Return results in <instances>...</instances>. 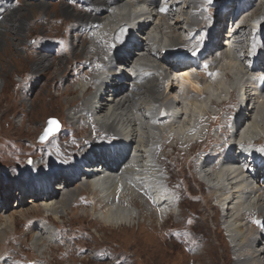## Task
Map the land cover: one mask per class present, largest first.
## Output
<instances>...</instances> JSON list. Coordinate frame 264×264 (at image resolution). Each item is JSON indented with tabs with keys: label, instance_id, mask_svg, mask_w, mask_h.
Segmentation results:
<instances>
[{
	"label": "bare ground",
	"instance_id": "1",
	"mask_svg": "<svg viewBox=\"0 0 264 264\" xmlns=\"http://www.w3.org/2000/svg\"><path fill=\"white\" fill-rule=\"evenodd\" d=\"M22 1L19 0L15 4L12 0H0V47L8 45L6 35L11 33L19 36L30 29L26 15H32L34 5L36 8L39 6L41 11L49 6L47 3L49 0H25L24 4ZM83 1L87 8L85 12L81 13L73 12L71 6L67 4L60 6L62 11L67 12L65 16L73 17L78 21L76 27L74 26L76 32L75 42L72 43L75 49L74 54L77 52V55H86L69 62L68 66L75 62L79 65L75 64L73 72L83 67L79 71V77L76 78L77 73H74L75 77L70 80L69 84L74 83L78 93H85L87 89L93 91L87 93L89 97L82 101L83 104L75 109L69 107V116L71 117L68 116V119L72 120L70 124L76 126L77 129L91 128L87 129L89 132L87 143L91 148L96 147L94 160L101 163L87 165L89 160L81 161L78 158H71L67 164H62L61 168H58L60 171L57 173L56 171L48 172L50 174L54 172L55 178L63 175V178H60L58 182L53 183V176L46 174L39 179V184L36 187H33L32 182L24 180V185L22 183L20 185L29 188L19 187L18 195L20 197L15 199L16 206L19 205V201H22L26 191H34L36 195H39L38 192L41 191L42 203L32 209L37 208L48 213L47 211L52 208L51 212L56 214V217L59 212H68V207L71 210L72 207L77 208L78 205L84 207L87 204L89 206L84 207L87 210L82 212L111 228H118L122 225L129 227L132 222L136 221L137 216L140 217L144 213L147 218L151 219V222L158 224L160 221L163 223L165 218L161 215H177L178 208L169 211L173 207L168 205L166 209L161 210L164 205H161L160 201L155 202L161 194L159 189L161 179L158 177V175L161 176V172L160 170L157 172V169L161 165L163 168L165 164V159H159V164H157L158 149L164 148L163 151H165L170 146V140L191 147L203 131H206L205 134L210 133L212 138L207 142H210L211 145L214 143L215 147L211 149L217 152L218 157L211 155L203 158L199 155L196 162L194 158L192 164L196 168V174L202 180L200 181L206 186L207 183L210 184L207 187L213 189L212 193L215 195L217 204L221 205V209L226 214L223 230L226 232L228 242H224V251L221 255H215L210 259V262L199 264H264V219L261 218L264 216L261 214L264 212L262 210L264 204V151L254 147L259 140L264 141V56L259 55L258 61L250 64L252 61L250 55L256 58L253 51L264 45V0L259 1L257 9H255L257 0L229 1L225 3L219 14L212 11L213 15L208 27H205L208 16L201 13L200 5H195L190 12L180 11L179 14L182 15V18L176 17L172 25L165 22L171 20L175 15V6L181 0H173L168 6L158 0ZM195 1L185 0L184 4L191 6L195 4ZM35 2L36 4L33 5ZM136 2L141 3V7L146 4L145 10L143 9L137 16L138 19L144 18V22L140 26L142 36L135 37L134 35L133 43L128 44L126 48L119 49L120 46L116 42H120L124 33L123 28L128 23L130 16L134 14L131 8ZM202 5L205 8L208 1ZM162 8L166 11H161ZM200 13L203 24L192 27L191 17ZM150 18L152 19L150 20ZM225 18L229 20V31L224 42L221 43L220 39L223 36L219 31L223 30L221 28H223ZM179 20L189 29V34H192L189 41L182 38L181 33H177V28L179 29L180 26ZM244 20H247V23L245 21V24L242 25ZM5 22L8 25L6 27L3 26ZM250 22L255 25L253 26ZM174 24H176V28ZM64 25L65 23H62V26ZM62 26H59L58 34H54L53 38H59L64 43L63 35L60 34L63 31ZM150 27H153V30ZM163 27L169 28L170 31H159V28ZM241 29L242 33L239 34L238 30ZM6 30L8 34L4 33ZM199 30L205 31L200 37L203 39V35L206 34L204 43L199 49L193 50L199 44V37H196V32ZM254 30L255 32H253ZM154 34L156 35L154 36ZM129 35L131 36V32ZM45 36L51 35L47 31ZM227 42L230 43L231 53L223 51L221 46ZM178 50L180 52H177ZM111 52L112 57L116 53L117 65L123 70L115 68V64L111 62L112 59H109ZM242 52L246 54L245 58L242 57ZM196 54L194 59L189 60ZM40 55L44 56H40L33 65L38 67L36 70L51 64L46 52ZM158 57L165 60L158 61ZM216 59L218 61H223V59L229 61L230 59L233 65L228 68V72H225L223 67H214ZM210 62L211 65H209ZM170 63L174 65L172 73L176 78L170 80L169 73H166V76H161L160 80L158 76L159 70L163 67L162 64L170 65ZM210 75L215 76L210 77ZM230 75H233L234 78H231ZM89 76H91L92 83L90 88H85L84 80ZM225 77L228 78L226 82L229 87L221 89ZM159 80L162 81L160 91ZM173 80H176V84L179 81L177 91L174 92L172 90L175 89L176 84L174 85ZM242 83L249 85L252 91H246L250 97H248L245 111L237 114L233 121V123L237 122V130L232 129L233 115L222 122L218 120L222 113L215 114L218 116L210 115V109L205 106L197 107L201 114L200 117L183 106L184 103L197 104L198 102L200 104V102H204L207 106L219 103V99L217 100L210 90V84L211 89L212 86L214 89L219 88L222 93H227L229 98L233 92L234 99H236V96L240 94L239 85ZM232 86L235 89L230 91ZM76 95L79 97L78 94ZM73 98L75 99L74 96ZM95 99L98 102H95ZM164 102L167 105H163ZM222 102L227 103L225 100ZM227 112L229 113L230 110L228 109ZM84 114L87 119L81 120L80 117L82 116L84 119ZM206 114L213 117L211 119L204 118L199 122ZM183 116H188L186 122L189 128L180 129L183 135L174 134V131L171 130L180 126ZM204 121H209V123L199 127V123ZM221 123H224V129L227 131L220 130ZM161 126L163 128L159 135ZM105 131L108 136L112 133L110 139H102L101 134ZM214 131L216 134L213 136ZM95 132L99 133L94 134ZM139 133L140 135H138ZM157 136H160V143L154 142ZM60 139L59 134L55 135L51 141L48 140L52 143L47 141L50 146L46 149L43 166L49 163L47 157L48 153L52 155L50 150H63L61 149L63 147L66 149L65 144L59 143ZM202 140H206V138H202ZM229 145L231 146L230 150L223 153L225 151L223 146L228 147ZM203 148L202 151L208 150L206 146ZM87 149L84 147L80 151L82 153ZM236 152L238 153L235 155ZM242 160L246 161L245 164L250 166V170L244 168ZM152 163L155 164L150 171L152 174L150 176L146 171L147 165ZM43 166L41 168L45 170ZM259 176L261 177L259 178ZM129 177L132 181L128 179ZM164 177V184L167 186L168 175L165 174ZM149 179L158 180L150 184ZM249 181L251 184L247 186ZM83 187L86 188L83 189ZM80 188L82 190L78 192ZM84 191L89 194L81 196ZM83 197L90 200L83 199ZM35 200L34 198L33 201ZM69 200H71L70 203H68ZM146 206L152 211H161L153 212L155 216L150 215L145 210ZM136 209L137 212H135ZM4 210L5 206L1 201L0 214ZM72 213L75 216L78 214L77 210ZM251 217L254 218L252 221L244 219ZM0 220L3 221L4 229L12 228L16 221L13 215L4 216ZM36 230L38 232H36L33 241L34 247L45 243L48 247L51 246L52 240L47 236L50 233L48 225L42 223ZM55 236L57 238V232H55Z\"/></svg>",
	"mask_w": 264,
	"mask_h": 264
},
{
	"label": "rangeland",
	"instance_id": "2",
	"mask_svg": "<svg viewBox=\"0 0 264 264\" xmlns=\"http://www.w3.org/2000/svg\"><path fill=\"white\" fill-rule=\"evenodd\" d=\"M17 1L19 0H12L15 4L18 3ZM24 1H22L23 4L25 3ZM158 1L166 3L167 6L173 2V0ZM207 1L208 5L203 8L202 4ZM229 1L232 2L233 0H196L195 4L191 6L186 4L185 6V0H181L175 6V15L171 20L165 22L172 25L176 17L182 18V15L179 14L180 11L190 12L195 5H200L202 7L201 13L208 16L205 21V27H208L211 22L210 18L213 15L212 11L215 14H219L225 3ZM257 1L255 9L258 8L260 3V0ZM47 3H49V6L43 11L40 10L39 6L36 8L34 5L36 2L33 3L32 15L33 13L34 15H26L30 29L19 36L8 34L6 30L4 33L8 34L6 35L8 45L0 47V202L3 201L5 206L2 214L4 216L13 215L16 220L15 225L13 224L10 229H4L3 221L0 220V264H199L210 262V259L215 255H221L224 251V242H228L226 232L223 230L226 215H223L222 212L224 211L221 209V205L217 204L215 195L212 193L213 189L208 188L210 184L207 183V187L206 184L201 182L202 180L196 174V168L192 164L194 158L196 162L199 155L201 157L205 156L214 147L210 142H207L212 140V138L210 133L205 134L206 131H203L202 135L191 147H188L187 144L182 145L177 141L170 140V146L165 151H163L164 148L158 149L157 164H159V159H165V164L163 168L162 165L158 167L161 172L159 189L162 195L160 194L155 202L160 201L161 205H164L161 210L166 209L168 205L173 207L169 211H174L178 208L177 215H161V217L165 218L163 223L160 221H158V224L151 222V219L147 218L144 213L140 217L137 216L136 221L132 222L129 227L128 225H122L118 226V228H111L110 226H104L103 223L98 222L85 212L83 213V210H87L84 207L89 206L87 204L84 207L82 205H78L77 208L72 207L71 210L68 207V212H59L58 217H56V214L51 212L53 211L52 208L47 211L48 213L37 208L32 209V207L42 203L43 195L41 196V191L38 192L39 195H36L34 191H26L22 201H19V205L16 206L17 202H15V199L20 197L18 195L20 188H25L20 183L24 185V180H27L33 183V187H36L39 184V179L45 174L55 175L54 172H51V174L48 172L56 171L57 173L60 171L58 168H61L62 164H67L84 147L86 149L91 148L87 143V136L89 135L87 129L90 127L77 129L76 126L70 124L72 120L68 119L69 107L75 109L83 104L82 101L89 97L87 95L92 90L87 89L85 93H78L77 86L74 83L69 84L76 73V78L79 77V71L83 68L81 67L73 72L77 62L68 66L69 62L83 58L86 55L80 56V54L77 55V52L75 53L76 55L74 54L75 49L72 45L75 42L74 35L76 34L74 26L76 27L78 21L73 17L65 16L67 12L62 11L60 8L61 4H67L71 6L73 12L81 13L86 11L87 6L83 0H49ZM201 13L191 17L192 27L203 24ZM239 19L241 20V17ZM244 22L247 23V20H244L242 25L245 24ZM62 23H65V25L62 26ZM179 24L177 33H181V37L189 41L192 34H189V29L180 20ZM250 24L255 25L252 22ZM6 25L7 23L5 22L3 26L6 27ZM150 25L152 26V22ZM228 25L229 20L225 18V22L222 25L223 28H221L223 30L219 31L223 36L220 39L221 43L227 37ZM59 26L63 27V31L60 34L61 36L63 35L64 43L59 38H53L54 34H58ZM174 27L176 28V24H174ZM152 28L150 27V29ZM51 29H53L52 33ZM160 30L170 31L169 28L166 29L164 27L159 28ZM47 31L51 36H45ZM133 31L137 35H141L140 31H135V29ZM240 32L242 33V29L238 30L239 34ZM196 33V37H199V44L193 50L202 47L204 36H206L204 34L203 39L200 38L205 33L204 30H199ZM144 36L146 35L144 34ZM175 42L177 43L178 41L176 40ZM221 46L223 51L231 53L228 42ZM171 48L174 49V47ZM45 52L51 64L46 65L43 69L36 70L38 67L33 65L40 56H44L40 54ZM177 52H180V50ZM245 55L242 52L243 58H245ZM196 56L197 54L191 56L189 60L194 59ZM157 60L162 62L165 59L158 57ZM216 61L218 60H215L214 67H223L225 72H228V68L233 65L230 59L229 61L224 59L223 61ZM237 64L239 63L237 62ZM209 65H211V62ZM162 66L159 70L160 77L158 76L160 80L161 76H166V73H169L170 80L176 78L175 74L172 73L174 65L170 63V65L162 64ZM116 67L118 70H123L117 64H115ZM230 76L234 78L233 75ZM90 77L84 80V84L91 82ZM225 78L223 80V82L225 81L224 83L220 79L221 83H223L221 84V89H228L229 87L226 82L228 78ZM160 80L158 83L159 91L162 88V81ZM173 83L175 85L176 80H173ZM177 83L175 89L173 88L172 90L173 92L178 88L179 81ZM221 89H214V86L211 89L210 84L213 96L220 101L213 106H207L204 102H200V104L198 102L197 104H188L186 102L187 104L184 103L183 106L199 117L201 114L197 107L205 106L210 109V115L218 116L222 113L218 120L225 122L226 119L228 120L231 117L227 110L237 107V100L234 99L233 92L228 98L229 95L222 93ZM222 100L227 101V103L222 102ZM94 101L98 102L97 99ZM163 105H167V103L164 102ZM210 115L206 114L199 122L204 118L211 119L213 116ZM83 116L84 119L81 116V120H86V115L84 114ZM187 117L183 116L180 126L171 130L174 131V134L183 135L180 129L189 128L186 122ZM49 118H55L61 123V129L55 135L60 134L59 143L65 144L66 149L63 147L61 148L63 150H50L52 155L48 153L47 157L49 163L43 166L46 149L50 144H48L49 141L40 143L37 138ZM207 123L209 121L201 122L199 127L205 126ZM223 124L221 123L220 130L227 131V129H224ZM162 128L163 126L159 129V135ZM98 133L95 132L94 134ZM215 134L216 132L214 131L212 135L214 136ZM111 135L112 133L108 136L105 131L101 134V137L103 140H107L112 137ZM202 138H206V140L201 141ZM154 142L160 143V136H157ZM203 146H206L208 150L202 151L204 150ZM254 147L264 151V141L259 140ZM200 151L202 152L200 153ZM41 166L45 167V170ZM246 168L250 170L249 167ZM165 174L168 175L167 186L164 184ZM27 188L29 187L25 189ZM85 188L83 187V189ZM81 190L82 188L78 192ZM85 194L88 195L89 192L84 191L81 196ZM31 196L33 198H30ZM34 198L36 199L35 201H33ZM84 198L89 199L87 197ZM147 208L145 210L150 215L161 211H152ZM262 208L264 210V204ZM72 210H77V216L73 215ZM135 212H137V209ZM261 214H264V212H261ZM4 216H0V219ZM149 217L151 218V216ZM261 218L264 219V216H261ZM244 219L252 221L254 218ZM42 223L48 225V232L50 233L47 236L50 239H54L53 235L55 236L54 233L57 232L60 236V238L58 236L57 238L60 240H52V244L49 247L46 243L34 247L33 241L36 237V232H38L36 229ZM161 224L162 226H160ZM63 242L64 245L62 246L61 243Z\"/></svg>",
	"mask_w": 264,
	"mask_h": 264
},
{
	"label": "water",
	"instance_id": "3",
	"mask_svg": "<svg viewBox=\"0 0 264 264\" xmlns=\"http://www.w3.org/2000/svg\"><path fill=\"white\" fill-rule=\"evenodd\" d=\"M52 120H55V119H48L47 120V122H46V126H45V128H44V130H43V132L41 133V135L39 136V142H44V141H46L52 134H54V133H56L58 130H59V128H60V124L58 123V128H53V130L49 133V135L46 137V138H43L42 139V137H44V134H45V132L49 129V128H52V125H51V123H50V121H52ZM56 121V120H55Z\"/></svg>",
	"mask_w": 264,
	"mask_h": 264
},
{
	"label": "snow or ice",
	"instance_id": "4",
	"mask_svg": "<svg viewBox=\"0 0 264 264\" xmlns=\"http://www.w3.org/2000/svg\"><path fill=\"white\" fill-rule=\"evenodd\" d=\"M161 11H166V9L162 8ZM185 75H186V74H185ZM50 123H51V125H52V128H49V129L45 132L44 137H42V139H43V138H46V137L49 135V133L53 130V128H58V122H57V121L52 120V121H50ZM257 223H259V222H257Z\"/></svg>",
	"mask_w": 264,
	"mask_h": 264
}]
</instances>
